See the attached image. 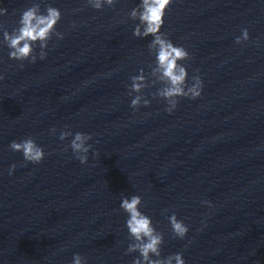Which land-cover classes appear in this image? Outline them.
I'll use <instances>...</instances> for the list:
<instances>
[{
	"label": "water",
	"instance_id": "95a60500",
	"mask_svg": "<svg viewBox=\"0 0 264 264\" xmlns=\"http://www.w3.org/2000/svg\"><path fill=\"white\" fill-rule=\"evenodd\" d=\"M2 2L11 31L28 0ZM40 2L60 8L64 38L23 67L0 47V264H70L73 253L131 264L119 202L132 194L164 232L162 256L264 264V0H173L162 30L189 51V77L198 72L203 89L172 113L151 96L159 84L143 90L147 107H130L129 77L153 59L150 37L132 35L138 0L101 10ZM242 28L249 40L235 44ZM65 126L92 134L87 164L65 150L71 137L59 140ZM27 136L44 148L39 164L8 147ZM173 212L189 226L183 240L168 225Z\"/></svg>",
	"mask_w": 264,
	"mask_h": 264
},
{
	"label": "clouds",
	"instance_id": "9594fccd",
	"mask_svg": "<svg viewBox=\"0 0 264 264\" xmlns=\"http://www.w3.org/2000/svg\"><path fill=\"white\" fill-rule=\"evenodd\" d=\"M95 10L113 7L117 0H84ZM173 3V0H138L128 11L127 15L135 22L132 35L140 39H148L147 50L153 58L149 64V71L138 69L137 74L129 77L130 83L126 85L127 95L131 97L130 107L133 110L141 106L147 107L150 99L145 98L143 90L149 84H159L151 94L153 99L160 98L164 101V110L172 113L178 105L179 98L196 99L201 96L203 81L201 75L195 72L189 77L186 61L190 58L189 51L182 45L176 44L163 31L164 17ZM43 4V7H42ZM75 11V9H74ZM8 10L0 0V18L6 16ZM62 13L60 8L53 3L40 0H28L23 10L20 11L16 26L9 31L0 20V47L8 48L9 59L20 62L23 67L25 61L35 63L39 58H46L49 42L55 37L56 41L62 40L65 33L57 29ZM76 22H71L75 27ZM249 40L247 28L240 30V35L234 38L235 44H243ZM50 134H56L57 129L52 127ZM71 137L65 145V150L71 149L74 157L80 164L89 162V152L93 150L92 134L76 131L68 126L59 130V140L64 141ZM8 147L14 152H20L26 163L39 164L45 156L43 146L38 144L31 136L13 139ZM17 165H9L8 175H12ZM202 204L208 208L213 207L210 201L203 200ZM142 198L140 195L121 196L119 209L125 214L124 227L127 230L128 244L126 253H137L133 256L131 264H186L183 253L180 251L162 256L161 245L164 243V232L154 225L152 217L141 210ZM167 212V209L163 210ZM171 233L174 237L183 240L189 226L176 213L166 216ZM188 243H191L189 241ZM187 247V244L185 245ZM70 264H87V258L79 253H73Z\"/></svg>",
	"mask_w": 264,
	"mask_h": 264
}]
</instances>
